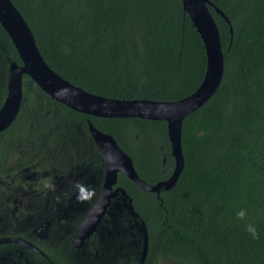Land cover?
<instances>
[{
    "label": "trees",
    "instance_id": "obj_1",
    "mask_svg": "<svg viewBox=\"0 0 264 264\" xmlns=\"http://www.w3.org/2000/svg\"><path fill=\"white\" fill-rule=\"evenodd\" d=\"M209 1L230 21L209 7L220 31L224 75L217 92L183 121L185 164L176 185L157 197L119 176L148 229L144 264H264V0ZM12 2L51 69L91 94L179 101L192 95L205 76L206 48L182 0ZM12 62L22 65L0 23V103ZM28 116L35 117L34 124ZM89 122L115 138L142 180L155 184L169 178L174 159L166 122L78 113L52 99L29 76L24 77L18 119L12 130L0 134L6 140L0 176L22 173L28 163L44 158V146L72 144L77 136L85 142L80 146L85 159L97 160ZM16 126L26 136L13 137ZM17 145L25 148L10 165L7 159ZM5 196L0 190V238L14 235L3 226L10 219L2 210L9 203ZM241 210L244 219L237 217ZM249 225L259 239L247 230ZM134 239L131 264H140L143 237L133 228ZM15 248L0 246V264H24L6 255Z\"/></svg>",
    "mask_w": 264,
    "mask_h": 264
},
{
    "label": "water",
    "instance_id": "obj_2",
    "mask_svg": "<svg viewBox=\"0 0 264 264\" xmlns=\"http://www.w3.org/2000/svg\"><path fill=\"white\" fill-rule=\"evenodd\" d=\"M182 4L184 11L191 18L204 42L207 55L206 72L199 88L189 97L179 101L159 102L105 98L71 84L47 64L37 46L32 30L12 0H0V23L11 38L22 61V65L16 62L10 64L7 98L0 109V132L10 127L21 111L25 76H29L52 99L78 113L98 118H143L167 123V135L171 144L172 156L175 159V168L169 179L157 184H149L142 180L135 169L132 158L122 150L115 138L97 129L93 123H88L89 131L104 164L106 176L102 194L80 227L75 241L83 244L89 234L95 230L106 208L110 205L111 198L120 195L121 201L128 206L135 219L137 233L143 237L140 264L145 263L149 249L146 223L136 212L133 199L125 189L114 190L113 186L118 183L119 173L126 175L143 191L155 193L158 197L161 190L169 191L176 185L185 164L182 152L183 121L189 114L201 108L217 92L225 69L219 27L209 7L214 8L228 23L230 21L209 0H182ZM104 145H110L117 156L112 164V168L116 170H109L101 157V147ZM105 190L110 194L105 195ZM4 242H17L38 250L21 238L0 239V243Z\"/></svg>",
    "mask_w": 264,
    "mask_h": 264
},
{
    "label": "flooded vegetation",
    "instance_id": "obj_3",
    "mask_svg": "<svg viewBox=\"0 0 264 264\" xmlns=\"http://www.w3.org/2000/svg\"><path fill=\"white\" fill-rule=\"evenodd\" d=\"M6 98L7 93L4 101L0 103V109ZM27 122L34 124L35 117L28 116ZM12 125L0 134L3 132L6 134V131L12 130ZM18 129L19 127L16 126L17 132L13 137L26 136L25 132H20ZM0 141L2 142L0 143L1 158L5 137ZM83 143L85 142L80 141L78 136L72 144L51 143L44 146V158L28 163L22 173H19V170L11 175L0 176V190L7 194L6 201L9 202L3 206L2 210L7 213V218H10L3 223V226L14 234L3 238H21L38 249L17 242L0 243V246L16 245L15 252L6 253V255L19 257L24 264H131L132 248L137 245L136 239L132 241V229L136 231L138 229L130 209L121 201L120 195L111 198V203L95 230L89 234L83 244L75 241L80 227L102 194L106 176L105 167L94 140L97 160L93 156L85 159L84 152L80 150ZM24 146L17 145L11 149L7 161L11 162L15 155L16 158L13 163H9L10 165L20 160ZM71 146H75L76 150H72ZM27 147L30 154V146ZM99 160L100 163H98ZM174 168L175 159L169 178ZM120 174L123 173H119L118 183L113 186L114 190L123 188L119 185ZM77 182L95 189V195L83 191L81 200L84 202L78 201L75 187ZM49 183L55 186V190L45 187ZM163 191L165 190H161L160 194ZM89 197L92 199L89 200ZM139 242L142 243V251L143 240L139 239Z\"/></svg>",
    "mask_w": 264,
    "mask_h": 264
},
{
    "label": "clouds",
    "instance_id": "obj_4",
    "mask_svg": "<svg viewBox=\"0 0 264 264\" xmlns=\"http://www.w3.org/2000/svg\"><path fill=\"white\" fill-rule=\"evenodd\" d=\"M101 157L102 159H104L105 161V165L107 167H109V170H116L112 168V164L113 162L117 159L116 154L113 152V150L111 149L110 145H104L101 147ZM122 167V165H121ZM46 188L51 189V190H55V186L53 184H46L45 185ZM76 189H77V200L80 202H84L83 200H81V192L83 191H87L89 193H92V195H95V189L82 184L80 182H77L75 185ZM105 195H109L110 193L105 190ZM92 199V197H89V200ZM246 216V212L244 210H241L237 213V217L239 219H244ZM253 236L254 239H259V234L256 230V228L252 225H249L248 229H247Z\"/></svg>",
    "mask_w": 264,
    "mask_h": 264
},
{
    "label": "rangeland",
    "instance_id": "obj_5",
    "mask_svg": "<svg viewBox=\"0 0 264 264\" xmlns=\"http://www.w3.org/2000/svg\"><path fill=\"white\" fill-rule=\"evenodd\" d=\"M15 158H16V155L12 158V160H11V162L10 163H13L14 162V160H15Z\"/></svg>",
    "mask_w": 264,
    "mask_h": 264
},
{
    "label": "bare ground",
    "instance_id": "obj_6",
    "mask_svg": "<svg viewBox=\"0 0 264 264\" xmlns=\"http://www.w3.org/2000/svg\"><path fill=\"white\" fill-rule=\"evenodd\" d=\"M43 128V127H42ZM183 150V149H182ZM62 212V211H61ZM22 224V223H21ZM26 248V247H25ZM40 250V249H39Z\"/></svg>",
    "mask_w": 264,
    "mask_h": 264
}]
</instances>
